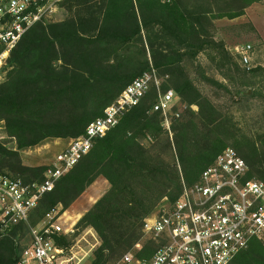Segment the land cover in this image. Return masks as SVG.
Listing matches in <instances>:
<instances>
[{
	"label": "trees",
	"instance_id": "1",
	"mask_svg": "<svg viewBox=\"0 0 264 264\" xmlns=\"http://www.w3.org/2000/svg\"><path fill=\"white\" fill-rule=\"evenodd\" d=\"M261 1L62 0L65 19L28 30L0 83V122L9 140L0 139L1 172L27 183L44 180L47 166L25 165L21 150L48 138L82 135L152 67L163 78L162 89H173L186 109L172 120L171 135L161 112L152 109L153 87L42 197L27 223L0 238V264H18L26 249L24 229L53 209L66 211L100 177L109 188L78 220L74 234L87 228L97 234L91 264H117L142 239L145 219L164 199L176 202L184 183L198 182L227 147L246 160L248 178L264 181V132L248 137L230 110L201 91L186 66L190 62L202 81L226 93L239 88L247 96L244 87H255L264 68L242 67L225 42L216 40L215 21L241 17ZM202 58L216 63L223 80L207 74ZM255 95L264 99L262 89ZM58 243L72 245L65 235ZM156 247L149 239L138 255L149 257ZM230 264H264V240L252 238Z\"/></svg>",
	"mask_w": 264,
	"mask_h": 264
},
{
	"label": "built area",
	"instance_id": "2",
	"mask_svg": "<svg viewBox=\"0 0 264 264\" xmlns=\"http://www.w3.org/2000/svg\"><path fill=\"white\" fill-rule=\"evenodd\" d=\"M61 1L0 0V83L6 78L11 54L23 36L36 24L47 22ZM238 51L250 70L252 45ZM162 84L163 78L153 67L136 78L101 117L91 121L85 132L56 156L47 166L44 180L27 183L0 171V238L18 224L28 222L42 197L153 87L157 89V99L152 109L161 112L172 135V120L181 117L186 105L173 89L163 90ZM248 170L246 160L236 149L225 148L198 182L184 183L176 202L166 203L153 217L145 219L144 237L135 246L136 252H127L120 264H230L252 238L264 240V181L248 178ZM64 213L61 208L53 209L34 226L32 243L18 264L83 263L89 252L78 243L67 248L58 243V239L76 231V222L69 227L62 222ZM87 234L97 240L96 245L99 243L94 229L87 228L82 236ZM145 239L153 240L157 247L143 258L138 252Z\"/></svg>",
	"mask_w": 264,
	"mask_h": 264
},
{
	"label": "rangeland",
	"instance_id": "3",
	"mask_svg": "<svg viewBox=\"0 0 264 264\" xmlns=\"http://www.w3.org/2000/svg\"><path fill=\"white\" fill-rule=\"evenodd\" d=\"M67 15L68 9L65 6H61L59 3L55 12L49 18V21H61L65 19ZM214 36L216 40H222L225 42L228 50L235 55L242 67L246 66L241 61L238 50L247 44L252 45V51L250 53L251 68H256L257 66L264 68V0L251 5L246 10V14L241 17L232 20L227 18L216 20ZM201 61L203 63L202 66L206 69L207 74L210 77L217 80H223V77L219 73L215 62L213 63L208 61L206 58H202ZM186 66L191 77L195 80L201 91L209 96L213 101H215L216 104L227 110H230L235 116L238 125L248 137L257 139L259 134L264 132V99L260 95H255V92H257V90L261 91V89L264 93V73L257 77L258 81L255 87H244L248 91H242L246 92L247 96H240V94L237 93V89L239 88H232L229 93H226L219 88L202 81L190 62H187ZM185 109L186 108L184 107L182 113ZM0 137L4 138L6 142L9 141L4 132L3 122H0ZM73 139L75 138H48L36 146L21 150L20 153L22 156V161L28 166H49L55 160L56 156L69 146ZM12 144L14 143H11V145ZM108 188V181L103 177L98 178L65 211L62 218V222L65 224V226L69 227L74 222L77 223L81 212L85 211V209H89L108 190ZM168 202L169 201L167 199H164L157 209L149 215V217H153L158 212V210H160L162 206L164 207V205ZM27 228L28 229H24V235L22 236L23 244L26 246V249L32 243V229L34 226ZM74 234L75 233H71L68 235L72 243H78L82 249H84L86 252H89V255L82 264H91L93 259V250L96 247L95 245L97 240L90 234H87L83 237V232L77 236ZM143 237L144 235L142 238ZM141 240L139 242H141ZM147 240L149 239H145V241H143L144 245ZM135 252L136 251L134 247L130 253ZM122 258L117 264H120Z\"/></svg>",
	"mask_w": 264,
	"mask_h": 264
},
{
	"label": "crops",
	"instance_id": "4",
	"mask_svg": "<svg viewBox=\"0 0 264 264\" xmlns=\"http://www.w3.org/2000/svg\"><path fill=\"white\" fill-rule=\"evenodd\" d=\"M88 209H85V211H83V212H81V214H80V218L83 216V214L87 211ZM79 218V219H80ZM78 221V220H77Z\"/></svg>",
	"mask_w": 264,
	"mask_h": 264
},
{
	"label": "water",
	"instance_id": "5",
	"mask_svg": "<svg viewBox=\"0 0 264 264\" xmlns=\"http://www.w3.org/2000/svg\"><path fill=\"white\" fill-rule=\"evenodd\" d=\"M14 147H15V144H12V145H11V148H14Z\"/></svg>",
	"mask_w": 264,
	"mask_h": 264
}]
</instances>
